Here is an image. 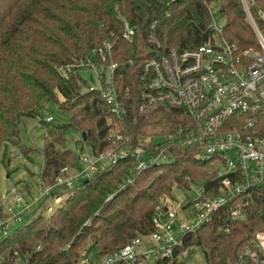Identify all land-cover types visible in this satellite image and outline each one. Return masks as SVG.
<instances>
[{
  "label": "trees",
  "instance_id": "trees-1",
  "mask_svg": "<svg viewBox=\"0 0 264 264\" xmlns=\"http://www.w3.org/2000/svg\"><path fill=\"white\" fill-rule=\"evenodd\" d=\"M213 3L225 19L227 41L239 50L257 44L241 0H0L3 163L11 161L8 145L17 143L23 119L40 118L48 103L58 104L71 119L59 126L42 121L48 126L42 182L50 188L44 196H63L56 187L61 170L77 167L76 155L66 145L68 128L83 133V142L91 145L95 156L134 147L144 157H160L139 173L131 156L98 164L71 187L65 184L66 198L47 224L38 228L46 220L40 213L0 239V264H16L17 257L24 264H73L88 239L89 249L97 254L113 251L155 229L156 208L172 195L174 184L186 189L199 181L217 185L215 165L200 158L196 146L170 137L178 135L181 124H190V118L181 110L141 109L138 80L141 64L153 55L148 41L152 33L163 50L209 41ZM251 10L258 15L264 0H255ZM124 19L137 31L132 41L123 37ZM82 63H117L113 85L123 107L120 115L112 112L100 90L87 88L80 73L65 77L59 70L73 64L75 71ZM255 192L245 219H233L224 208L196 231L182 235L175 254L197 245L207 264H237L240 248L264 230V189Z\"/></svg>",
  "mask_w": 264,
  "mask_h": 264
},
{
  "label": "built area",
  "instance_id": "built-area-1",
  "mask_svg": "<svg viewBox=\"0 0 264 264\" xmlns=\"http://www.w3.org/2000/svg\"><path fill=\"white\" fill-rule=\"evenodd\" d=\"M242 4L256 45L239 50L224 36L217 39L215 32L222 33L223 28L216 25L215 18L210 26L212 37L194 48L163 50L152 33L148 41L153 44V55L143 61L138 74L141 109L155 106L185 113L190 124H181L178 135L170 137L185 146H196L200 150L198 156L215 165L217 185L209 187L202 182L187 210L180 204L175 209L157 206L152 232L139 233L113 251L83 254L73 264H172L175 248L182 244L181 236L196 231L217 212L226 208L237 220L247 216L254 191L261 194L264 189V19L258 21L248 0H242ZM124 23L123 37L132 41L137 31L127 20ZM155 27L156 23L151 29ZM89 65L82 63L78 67ZM72 66L75 67L68 64L64 69L71 70ZM91 66L95 67L100 84L96 90L102 92L112 112L120 115L123 107L113 85L117 63ZM52 120L53 117L47 119ZM122 138L118 135V139ZM127 156L135 159L138 172L160 159L144 157L139 149L127 147L92 158L85 156L83 160L95 171L106 160L113 164ZM85 172L88 175L89 171ZM67 184L72 186L73 180ZM49 191L46 188L44 194ZM34 212V204L16 188L0 196V239L18 228L12 230L13 223L26 222ZM189 217L194 218V226L186 224ZM238 264H264V230L256 231L240 248Z\"/></svg>",
  "mask_w": 264,
  "mask_h": 264
},
{
  "label": "rangeland",
  "instance_id": "rangeland-1",
  "mask_svg": "<svg viewBox=\"0 0 264 264\" xmlns=\"http://www.w3.org/2000/svg\"><path fill=\"white\" fill-rule=\"evenodd\" d=\"M248 2L252 5L254 4L255 0H248ZM210 7L212 18L214 16L216 25L219 28H222L225 23V19L222 18L218 12V4L213 3L210 5ZM255 16L261 23V18L264 19V10H261L260 12H258V15ZM213 23L214 19L212 20L211 25ZM219 36L222 37L223 32H215V37L217 39L219 38ZM67 65L59 68V70L65 77H68L71 72H78L84 78L86 83H88L89 86L87 88L97 89L100 86L97 74L94 71L95 67L91 66L92 64L87 67L77 68L75 71V67L73 66L71 67V70L64 69ZM94 65H97V63H95ZM103 65L107 66L108 64ZM65 70L67 72L66 74L64 73ZM106 76L107 78L109 77L108 71ZM59 97L61 101L64 100L62 96ZM46 107V109L42 110L40 118L25 117L23 119L20 125V134L16 139L17 143H10L8 145L7 154L11 160L10 163L7 165L2 161L3 152L5 150L4 148L2 150V157L0 158V196H5L11 188H16L18 192L23 194L26 200L34 204L35 212L32 217L40 213H43L45 215L46 220L44 221V223H41L38 228H42L49 222V218H51L53 212L65 200L67 190L66 188H64V186L66 187V185H68V188L71 187V185L67 184V182L73 180V183L75 184V181L78 180V176H80L81 179L82 177H85V171L92 172L93 169H95V167L93 168L90 166L89 162L86 161L85 163L83 160L85 156H88L89 158H92L94 156V154L92 153L91 145L83 142V133L81 131L72 127L68 128L66 130V145L76 155L77 167H69L66 170L65 168L68 167L66 166L61 170L60 176L57 179L56 187L60 191V194L63 193V196H44L45 189L49 188L45 187L42 182V170L44 165L43 150L45 146V137L47 136L48 126L42 121L46 122L49 117H53V120L50 121L52 122L51 125L59 126L69 123L71 119L70 114L60 109L59 105L56 103H48ZM19 141L22 143L21 146L18 145ZM23 151H25V153ZM109 163V160L105 161V164ZM201 186V181H199L194 186H192L191 184L190 188L188 189L178 187L177 184H174L172 188V195L162 198L161 205H168L170 208L175 209L178 208V205L180 204V206L183 205L184 209L187 210V206L190 204L188 202L194 201L196 199L198 188H200ZM58 197L60 198V200H56V198ZM49 208H51V210ZM32 217H28L27 221ZM186 224L194 226V218L189 217ZM22 225L23 223H13L12 230ZM91 245L92 240L88 239L87 241H85L83 247L80 250V256L90 253L91 250L89 249V247ZM40 248L41 246L37 245V249ZM15 263L24 264V261L20 257H17ZM172 264H207V261L205 259L202 248L197 245H191L186 249L180 251L178 255L174 257Z\"/></svg>",
  "mask_w": 264,
  "mask_h": 264
}]
</instances>
